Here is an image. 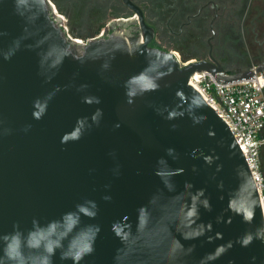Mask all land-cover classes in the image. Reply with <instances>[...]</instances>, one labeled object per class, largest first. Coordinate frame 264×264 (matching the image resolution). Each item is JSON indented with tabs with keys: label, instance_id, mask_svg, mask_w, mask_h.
Returning <instances> with one entry per match:
<instances>
[{
	"label": "water",
	"instance_id": "obj_1",
	"mask_svg": "<svg viewBox=\"0 0 264 264\" xmlns=\"http://www.w3.org/2000/svg\"><path fill=\"white\" fill-rule=\"evenodd\" d=\"M124 1L78 42L51 0H0V264H264L260 187L189 84L264 62L182 66Z\"/></svg>",
	"mask_w": 264,
	"mask_h": 264
},
{
	"label": "flooded vegetation",
	"instance_id": "obj_2",
	"mask_svg": "<svg viewBox=\"0 0 264 264\" xmlns=\"http://www.w3.org/2000/svg\"><path fill=\"white\" fill-rule=\"evenodd\" d=\"M130 1L142 11L146 23L154 29L152 47L171 51L173 54L176 52L183 59L188 57L196 61L211 62L213 57L228 74L251 70L257 66L245 69L233 67L236 55H230L226 50V47L236 46L241 42L245 23L243 13L246 14L251 9L254 0ZM77 3L80 6L79 18L83 24L96 23L91 29L92 38L100 25L104 26L101 27L104 28L103 32L108 33L114 21L128 20L135 16V11L124 0H77ZM100 33L101 31L98 34ZM80 36L84 37L83 34ZM169 46L177 51L168 50ZM259 51L257 59L261 55L262 61L257 60L258 65L264 62V50Z\"/></svg>",
	"mask_w": 264,
	"mask_h": 264
},
{
	"label": "built area",
	"instance_id": "obj_3",
	"mask_svg": "<svg viewBox=\"0 0 264 264\" xmlns=\"http://www.w3.org/2000/svg\"><path fill=\"white\" fill-rule=\"evenodd\" d=\"M174 55L182 66L190 63H183L176 52ZM254 69L256 66L251 70ZM189 84L202 94L227 123L260 187L264 202V179L261 172V152L264 147V71L256 72L252 79L227 84H220L209 73H195L190 77Z\"/></svg>",
	"mask_w": 264,
	"mask_h": 264
},
{
	"label": "rangeland",
	"instance_id": "obj_4",
	"mask_svg": "<svg viewBox=\"0 0 264 264\" xmlns=\"http://www.w3.org/2000/svg\"><path fill=\"white\" fill-rule=\"evenodd\" d=\"M51 1L54 6H56L58 13L61 15L60 17L62 19L64 18V25L68 28L69 33L73 37L78 39L80 42H86L88 39L92 38V35H90L91 29L95 27L96 23H93L92 25L89 22L85 25L83 24L79 18L80 6L78 5L77 0ZM253 4L254 5H252L251 9L246 14L243 13L245 23L242 31L241 42L236 46L226 47L228 54L233 56L236 55V64L234 63L233 67H237L238 69H245L258 65L257 60L262 59L261 55H259L260 57L257 59V54L260 52L259 50H264V0H254ZM105 16L107 17V15ZM107 21H109V19ZM100 31L102 33L104 28ZM78 34H83L84 37ZM98 35L99 34H94L93 37ZM168 50L177 51L170 46ZM180 59L183 63L196 61L192 58H189L191 60H185L181 55ZM227 64L232 66L230 62Z\"/></svg>",
	"mask_w": 264,
	"mask_h": 264
},
{
	"label": "trees",
	"instance_id": "obj_5",
	"mask_svg": "<svg viewBox=\"0 0 264 264\" xmlns=\"http://www.w3.org/2000/svg\"><path fill=\"white\" fill-rule=\"evenodd\" d=\"M101 27H103V25H100L99 29H97L94 33L95 34H98L99 31L101 30ZM78 35H80V34H78ZM185 60H190V59L188 57H186ZM261 61H262V59L259 60V62H261ZM261 172H262V176H263V179H264V147H263L262 152H261ZM263 194H264V189H263Z\"/></svg>",
	"mask_w": 264,
	"mask_h": 264
},
{
	"label": "bare ground",
	"instance_id": "obj_6",
	"mask_svg": "<svg viewBox=\"0 0 264 264\" xmlns=\"http://www.w3.org/2000/svg\"><path fill=\"white\" fill-rule=\"evenodd\" d=\"M55 7V6H54ZM56 9V8H55ZM56 14H58V15H60L59 13H58V11H57V9H56ZM61 16V15H60ZM78 42H80V41H78ZM178 57H179V55H178Z\"/></svg>",
	"mask_w": 264,
	"mask_h": 264
}]
</instances>
